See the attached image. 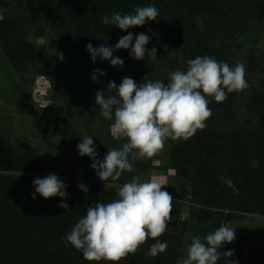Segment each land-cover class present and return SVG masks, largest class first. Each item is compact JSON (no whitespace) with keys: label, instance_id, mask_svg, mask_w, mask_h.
I'll use <instances>...</instances> for the list:
<instances>
[{"label":"rangeland","instance_id":"obj_1","mask_svg":"<svg viewBox=\"0 0 264 264\" xmlns=\"http://www.w3.org/2000/svg\"><path fill=\"white\" fill-rule=\"evenodd\" d=\"M71 1L0 0V9L6 10L3 12L4 20L13 22L16 29L7 34V27L0 25V149L9 153L8 158L0 155V181H6L10 176L34 181L55 174L66 185L67 194L73 189L81 190L78 187L80 183L87 189L100 187L104 191H112L114 197H100L97 201L108 203L118 198V187L131 182L134 176H139L142 182L156 179L174 198L172 219L167 231L158 238L168 247L155 257L146 256L145 253L156 242L149 238L137 251L139 259L125 258L126 264H182L186 256L184 248L192 236H200L203 240L222 225L236 230L234 241L239 242V248L231 257L232 261L242 264V258L248 257L245 264H263L264 258L259 262L257 257L264 251V214L235 203L233 206L236 207L226 206L220 195L211 199V194L209 198L207 191H211L210 188L204 189V184L195 180L192 168L173 167L172 149L181 144L182 139L167 141L164 149L151 159L135 160L132 172L125 171L115 181L109 179L105 182L106 187L91 168L93 161L88 156H80L77 145L82 142V136H93L97 159L101 161L108 149H119L126 140L112 136L110 126L114 121L100 116L95 102L96 93L104 91L107 94L108 83L114 81L119 86L124 77L139 84L147 75L148 80L167 84L170 71L186 70L187 61L195 57L197 33H201L203 38H212L211 47L219 49L214 58L218 62L232 67L243 63L248 84L241 92L229 93L222 103L208 98L212 116L206 121V129L219 138L226 133H248L258 129L264 122V12L261 14L259 10L264 0H221V8L229 12L228 18L214 20L209 13H202L195 15L190 22L182 20L187 5L181 4L180 0H132L131 3L112 0L128 3L126 8L118 9L122 15L134 14L136 7L149 5H154L159 11L157 20L146 21L143 26L127 31L105 25L103 16L97 12L91 14L89 23H82L79 18L82 17L81 5H73ZM192 24L196 29H192ZM159 29L166 31L168 41L161 42L163 32ZM128 32L133 33L134 38L140 33L148 35L150 42L146 49L150 51L155 47L157 59L146 55L143 60H136L130 56L131 49H121L114 51L113 56L124 61L122 67H113L109 61L99 57L95 63L92 62L86 48L89 43L93 47H114ZM21 43L34 47V59L20 58L15 49ZM10 47L13 49L11 54L7 53ZM96 69L105 75L97 73V80L93 81L91 77ZM191 142L195 140L191 139ZM245 142L250 146L247 151L253 153L251 146L257 145L254 138ZM218 144L228 146L230 142L219 139ZM187 151L185 156L189 160L195 156L212 165L216 162L214 156L205 152L196 156L190 149ZM252 158L249 156L251 166ZM38 160L42 164L37 163ZM35 164L41 171L33 170L32 165ZM226 168L228 170L229 166ZM230 169L237 170V166ZM220 172L217 179L221 176L231 178V174ZM222 185L232 192L224 193L225 199L232 195L233 200H241V204L250 203L258 195L254 190L247 191V188L240 191L236 184V191L227 184ZM198 191L201 195L196 196ZM36 196L41 197L38 193ZM261 196L264 200L263 194ZM64 200L58 196L41 197L44 215L47 210L52 211L50 214H60L62 208L58 205ZM178 227L185 228V232L181 243L175 244L170 234ZM242 250L244 254L240 255ZM227 259L222 257V264H226Z\"/></svg>","mask_w":264,"mask_h":264},{"label":"clouds","instance_id":"obj_2","mask_svg":"<svg viewBox=\"0 0 264 264\" xmlns=\"http://www.w3.org/2000/svg\"><path fill=\"white\" fill-rule=\"evenodd\" d=\"M4 11L0 9V21L5 19ZM133 11L134 14L122 15L113 10L111 16L102 17V22L127 31L143 26L146 21H155L159 15L154 5L136 7ZM149 42L150 37L144 33L134 38L133 33L128 32L114 47H93L89 43L86 48L93 63L99 57L113 67H122L124 61L114 57V51L131 49L130 56L136 60H143L146 55L157 59L155 47L150 51L146 49ZM97 73L105 75L96 69L91 77L93 81L97 80ZM146 76L139 84L129 77H124L119 86L110 81L107 94L98 91L95 95L100 116L114 121L110 126L112 136L126 140L119 149H108L102 161L97 159L93 136H82V142L77 145L79 155L88 156L93 161L91 168L104 184L109 179L118 180L125 171L132 172L135 160L158 155L167 141H187L197 130L206 128V121L212 116L209 97L222 103L229 93H238L248 87L243 63L232 67L207 55L188 60L186 70L170 71L167 84L148 80ZM257 164L258 161L252 162L253 167ZM219 179L236 191L231 179L223 176ZM164 186L156 179L142 182L139 176H134L131 182L118 187L117 199L90 206L86 216L66 235V242L81 251L86 261L109 264H118L130 254L134 255L149 238L156 242L146 256L155 257L166 251L167 243L158 238L168 229L174 198L163 190ZM33 187L35 193L44 199L58 196L64 200L68 195L66 185L55 174L34 179ZM78 187L88 192L83 183ZM58 206L66 212L69 210L67 203ZM235 238L236 230L226 225L207 234L203 240L200 236H192L184 248L186 256L182 264H217L222 257L228 258L226 264H238V261L231 260L234 250L220 251L224 244L234 242Z\"/></svg>","mask_w":264,"mask_h":264},{"label":"trees","instance_id":"obj_3","mask_svg":"<svg viewBox=\"0 0 264 264\" xmlns=\"http://www.w3.org/2000/svg\"><path fill=\"white\" fill-rule=\"evenodd\" d=\"M40 1L52 3L56 0ZM125 1L128 3L130 1L131 3L132 0ZM71 2L73 5H81L82 17L79 18L82 23H89L91 14L95 12L100 17L109 16L113 10L118 11L119 8L123 7L122 9H124L128 6V3H115L112 0H99L98 2L95 0H72ZM66 3L68 4V2ZM180 3L187 5V12L182 16V20L193 21L195 15L202 13H209L214 17V20L229 17V12L225 8H221V0H180ZM259 10L263 14L264 5L260 4ZM0 25L7 27V34L13 33L14 30L16 31L13 22L3 20L0 21ZM191 27L196 29L195 24H192ZM158 31L163 32L161 42L168 41L167 38L169 37L165 34L166 31L162 29ZM88 35L94 37L91 33H88ZM211 41L212 38H203L201 33L195 34L193 53L195 57H192V59L204 55L216 58L215 53L219 49L212 48ZM12 50L10 47L7 53L11 54ZM15 50L21 56L20 58L34 59L35 57V49L28 43H21ZM249 138H254L257 143L255 147L251 146L253 153L247 151L250 146L245 140ZM191 139L195 140L196 143L191 142ZM219 139H225L230 144L228 146L219 145ZM182 141L181 144L172 149L171 159L173 167L189 166L192 168L196 177L195 180L199 184L203 183L204 189L210 188L211 191H207L209 198L211 194V199L220 195V200L225 201L226 206L232 207L235 203L241 206H248L249 210L255 213L264 214V200H262L263 197L261 196V194L264 196V144H262L264 142V122L260 123L258 129L248 133L246 131H236L230 134H223L220 138L204 128L203 130H197L190 140L185 141L182 139ZM187 148L196 156L198 154L202 155L203 152L212 155L216 158V162L212 165L209 161L197 159L195 156L189 160L185 156L188 154ZM0 151H2L0 152L1 157L8 158V151L3 152L2 148ZM251 155L253 156L251 161H258L256 167L250 165L249 156ZM211 158L213 159V157ZM37 163L42 164L40 160ZM36 165H32L34 167L33 170L41 171L40 168L37 169ZM226 166H229L228 170L227 168L225 170ZM231 166H237V170L230 169ZM219 172L224 175L225 173L231 174V178L228 179H231L234 186L236 184L240 191L244 188H247V191L254 190V193L258 194L257 197L248 204H241L243 203L241 200H233L232 195L230 198L225 199L223 194H232V192L230 191L231 189L222 185V182L216 178L220 175ZM70 192L62 202L69 205L67 212L62 208V212L60 211L59 214L53 208L56 213L50 214L52 211L47 210V214L44 215L42 204L40 203L41 197L36 196L32 179H16L10 176L8 180L0 181V264H109V262L105 261H86L82 252L67 243L65 237L75 224L86 216L87 209L90 206H94L100 197L103 199L112 198L114 193L112 191H104L100 187L88 189L87 193L76 189ZM195 194L199 196L201 191ZM33 195H35V199H33ZM184 232L185 228L183 227H178L174 233L171 232L172 241L175 244H180ZM238 248L239 242L234 241L225 245L224 250L220 251L223 253L234 250L233 254H235ZM239 254L243 255V250ZM126 258L137 261L139 256L136 252ZM257 258V261L260 262L264 258V251ZM242 259V264L249 260L248 257ZM125 261L122 259L118 264H126ZM217 264H222V258Z\"/></svg>","mask_w":264,"mask_h":264}]
</instances>
